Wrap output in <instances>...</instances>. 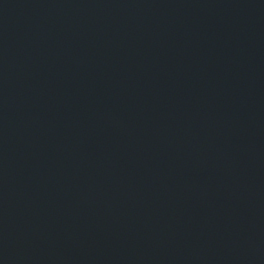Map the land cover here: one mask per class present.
<instances>
[{
  "label": "water",
  "instance_id": "1",
  "mask_svg": "<svg viewBox=\"0 0 264 264\" xmlns=\"http://www.w3.org/2000/svg\"><path fill=\"white\" fill-rule=\"evenodd\" d=\"M0 264H264V0H0Z\"/></svg>",
  "mask_w": 264,
  "mask_h": 264
}]
</instances>
